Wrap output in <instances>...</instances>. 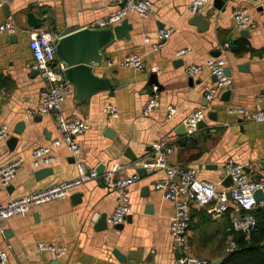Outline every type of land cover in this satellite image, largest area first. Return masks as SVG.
<instances>
[{
	"label": "crops",
	"instance_id": "crops-1",
	"mask_svg": "<svg viewBox=\"0 0 264 264\" xmlns=\"http://www.w3.org/2000/svg\"><path fill=\"white\" fill-rule=\"evenodd\" d=\"M151 1L148 15L129 12L123 18L127 22L123 34L113 35L100 49L99 60L90 62L93 72L108 78L114 87L99 89L79 101L70 82L59 111L68 119L80 117L89 123L75 137L80 147L78 159L87 168L96 169L102 164L103 172L120 164L117 175H124L137 171L152 154L153 142L164 138L173 148L169 162L195 168L199 178L225 185L224 162L233 158L243 165L249 179L257 180L264 170V122L242 119L226 108L241 105L254 110L262 105L259 95L264 91V0H224L220 7L215 0H208L200 13L209 22L205 29L192 22L194 14L188 8L191 0ZM117 7L114 0H10L0 6V22L7 20L17 27L14 33L0 32V125L6 124L9 132L0 141V166L17 156L25 158L9 185L0 184V202L78 174L77 158L64 144L52 148L55 161L50 165L34 168L30 162L34 147L60 136L57 110L45 114L37 111L45 80L25 66L32 58L30 33L52 31L63 36L93 28L98 19ZM234 7L248 8L255 19L256 27L248 30V35L236 27L231 16ZM29 11L41 19L37 27L28 24ZM161 27L171 28L167 39L158 38ZM156 43L158 49L154 48ZM185 47L190 50L177 55L176 51ZM133 52L143 56L142 68L119 64ZM217 52L227 59L226 69L233 82L209 101L205 93L215 81L213 75L203 68L189 77L184 68ZM154 93L160 105L143 115L144 104ZM109 102L117 106L119 116L106 121L102 107ZM168 104L177 108L172 118L166 116ZM195 108L203 110L204 122L192 136H187L183 120ZM20 123L21 132H16ZM107 127L111 128L109 134ZM126 148L135 160L125 155ZM46 167L51 172L36 176L38 169ZM163 177L164 171L157 169L140 175L129 185L131 211L120 228L96 227L100 215L107 216L116 204V193L106 188L101 176L72 188L68 196L3 219L0 244L9 246V264H50L55 259L61 264H127L116 257L115 249L127 260L169 264L176 255L168 230L174 205L155 188V182ZM77 192L81 197L73 201L71 195ZM229 226L228 213L215 215L206 206L192 204L188 231L191 250L198 255L218 253ZM38 242L64 246L66 252L56 257L49 250L38 249ZM217 258H212L210 264Z\"/></svg>",
	"mask_w": 264,
	"mask_h": 264
},
{
	"label": "built area",
	"instance_id": "built-area-1",
	"mask_svg": "<svg viewBox=\"0 0 264 264\" xmlns=\"http://www.w3.org/2000/svg\"><path fill=\"white\" fill-rule=\"evenodd\" d=\"M10 0H0V6L7 4ZM118 7L106 16L98 19L95 27L104 28L120 22L129 12H134L141 17L148 15L152 8L151 0H114ZM208 0H191L188 8L193 14H200ZM235 25L239 29H253L256 21L246 7H234L231 11ZM17 27L5 20L0 22V32L14 33ZM172 33L171 28L161 27L157 30L159 39H167ZM61 35L52 31H33L29 35L28 45L32 58L25 62L26 68L36 70L45 80V85L40 91V103L38 112L41 114L56 112V125L60 136L52 139L49 143L36 146L29 155L30 162L34 168L50 165L55 161L52 148L64 144L70 153L77 158V176L46 187L32 190L24 195L10 198L6 202H0V221L13 215L28 213L33 206L46 201L68 196L71 189L81 183L99 176L95 168H87L84 162L78 159L80 147L75 137L89 127V123L80 117L68 119L60 113L59 108L70 90V82L66 79L64 71L67 65L57 57V41ZM149 41V38H145ZM228 45V43L226 44ZM159 45L154 44L158 49ZM190 48H180L177 55L189 51ZM227 59L223 55H209L202 62L191 63L185 66V74L194 77L203 68L215 76L214 83L206 90L207 100H213L222 88L232 85V77L226 74ZM112 64V62H109ZM119 64L125 67L140 69L144 66L143 56L139 53H129L124 56ZM156 90V86H154ZM1 93V92H0ZM261 107L251 110L241 105H228V113L237 114L242 119L256 122H264V91L259 95ZM158 94L144 104L143 115L149 114L151 110L159 106ZM166 116L172 118L177 112L176 106L168 104L165 106ZM106 121L113 120L119 116L118 108L114 103H106L102 107ZM204 119L201 108L191 110L184 117L183 123L186 135L192 136L198 129L199 122ZM8 132L6 124L0 125V141ZM173 151L170 143L161 138L152 144V154L144 159L140 166L147 173L157 169L164 171V177L155 182V188L160 190L163 196L170 199L174 205V211L170 217L168 230L176 247L175 258L169 264H209V260L194 253L188 243V231L191 223V206H206L215 215L228 213L230 229L234 232H243L247 237L256 228V217L252 210L259 205L264 206V197L256 200L254 193L257 189L264 191V170L257 180L248 178L243 165L227 158L224 162V171L231 177L229 185H223L221 181H212L197 177L195 168L172 164L168 155ZM25 158L17 156L0 166V184L7 186L16 176L17 170ZM121 169L120 164H114L110 169L104 171L100 176L105 182L106 188L116 193V204L112 212L106 216L109 226L121 223L131 211L128 187L132 182L140 178L137 171L117 175ZM235 241L230 233L226 239V251L234 248ZM37 248L49 250L60 257L66 252L64 246H58L45 242H38ZM8 245L0 244V264H9Z\"/></svg>",
	"mask_w": 264,
	"mask_h": 264
},
{
	"label": "water",
	"instance_id": "water-1",
	"mask_svg": "<svg viewBox=\"0 0 264 264\" xmlns=\"http://www.w3.org/2000/svg\"><path fill=\"white\" fill-rule=\"evenodd\" d=\"M224 0H215L217 6H221ZM6 9V8H5ZM27 22L33 27H37L41 19L35 16L32 12H27ZM192 22L200 25L201 28H207L209 22L201 14H194L192 17ZM127 26L126 19H123L121 23L113 27L104 28H83L69 34L61 36L57 41V57L63 61L67 68L64 71L66 79L71 82L76 91V97L79 101L86 100L93 92L99 89L113 88V83L106 77L98 76L93 72L90 62L98 61L100 58V49L111 39L113 35L120 37L122 35L123 29ZM243 35H248V30L243 29L241 31ZM219 52L214 55H218ZM36 73L38 71L35 70ZM226 74H229V70L225 69ZM215 79V76H213ZM204 121L201 120L199 125ZM21 123L15 128L16 132H21ZM111 133V128H106V134ZM11 139H15L12 137ZM125 155L135 160V156L129 151L128 148L125 150ZM97 173L99 176L103 173V165H98ZM51 172V168H40L35 174L36 176L42 175L44 173ZM139 175H144L146 173L145 169L140 165L137 168ZM232 182L231 177L227 175L223 180L225 185H229ZM81 195L77 192L71 195L73 201H79ZM256 200H261L264 197L263 189H257L254 193ZM150 208V206H148ZM129 218V216L127 215ZM108 226L106 221V214L100 215L97 221L96 227L99 229L106 228ZM122 223L116 224L115 227L120 228ZM116 257L122 262L127 261V264H151L149 262H136L135 260H127L125 255L120 253L117 249L114 250ZM222 260L221 257L215 259L213 264H218ZM50 264H61L58 260H52Z\"/></svg>",
	"mask_w": 264,
	"mask_h": 264
},
{
	"label": "trees",
	"instance_id": "trees-1",
	"mask_svg": "<svg viewBox=\"0 0 264 264\" xmlns=\"http://www.w3.org/2000/svg\"><path fill=\"white\" fill-rule=\"evenodd\" d=\"M252 213L256 217V228L247 237L243 232H234L230 226L225 237L232 233L235 246L225 253H218L222 260L218 264H264V206H256Z\"/></svg>",
	"mask_w": 264,
	"mask_h": 264
},
{
	"label": "rangeland",
	"instance_id": "rangeland-1",
	"mask_svg": "<svg viewBox=\"0 0 264 264\" xmlns=\"http://www.w3.org/2000/svg\"><path fill=\"white\" fill-rule=\"evenodd\" d=\"M223 246H224V249H223ZM225 247H226V240L223 241L222 248L218 251V253L222 254V253L227 252L225 250ZM218 253H201V254L199 253V255L206 258L207 260H209V264H210V263H212L211 259L215 258L218 255Z\"/></svg>",
	"mask_w": 264,
	"mask_h": 264
}]
</instances>
